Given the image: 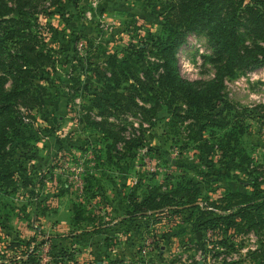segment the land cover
<instances>
[{
    "label": "rangeland",
    "instance_id": "374dc122",
    "mask_svg": "<svg viewBox=\"0 0 264 264\" xmlns=\"http://www.w3.org/2000/svg\"><path fill=\"white\" fill-rule=\"evenodd\" d=\"M176 1L33 0L0 22L7 84L5 67L24 41L4 37L5 28L29 23L47 57L29 79L39 93L5 125L0 264H264V229L239 233L228 252L219 245L227 233L194 226L226 215L221 198L250 192L252 172L263 176L264 61L253 57L264 55L253 46L264 39L239 27L244 59L225 77L211 123L161 83V42L183 26ZM11 5L0 0V12ZM209 33L201 24L174 50L180 75L197 87L223 59ZM113 64H133V79L120 75L126 96L101 110L93 102L113 83ZM131 83L136 91H125Z\"/></svg>",
    "mask_w": 264,
    "mask_h": 264
},
{
    "label": "trees",
    "instance_id": "16d2710c",
    "mask_svg": "<svg viewBox=\"0 0 264 264\" xmlns=\"http://www.w3.org/2000/svg\"><path fill=\"white\" fill-rule=\"evenodd\" d=\"M11 1L12 5L8 7L6 14L0 12V17H2L0 22L11 21L12 19L4 17L15 11H26L29 9L28 6L33 3V0ZM175 8H177L179 21L183 26L180 25L181 28H179L178 24H175L178 31L171 32L170 37L161 42L162 46L159 51V57L162 60L160 67L163 69L161 83L169 89L173 96L176 94L185 98L193 113L213 123L217 118L212 111L217 105L216 102L223 99L224 79L232 72L237 63L243 61L246 52V50L241 49L239 27L258 31V37L264 39V0H177ZM17 22L20 21L17 20ZM20 23L23 27H8L2 32L4 37L19 39L24 42L19 43L17 53L12 54L10 62L5 67L4 71L10 77V84H7V77L0 76V149L5 146V125L9 122L11 113L16 110L20 102L25 105L31 104L34 94L39 93L36 89L39 85H35L29 79L38 70L43 69L40 67L42 64L38 66L39 60L43 63L47 59L45 53L36 46L38 41L35 42L36 37L32 30H29L31 25L24 21ZM204 23L210 28L211 45L223 59L217 66L215 78L208 85L197 87L193 82L180 75L174 50L177 43L185 39L189 30ZM2 39L5 40L0 36V48L2 47ZM253 47H255L254 51L264 55V45L254 44ZM253 59L255 63L264 61V59L261 60L256 56ZM131 68H133V64L112 65L113 77L109 80L113 83H106L104 89L97 88L103 94L96 95L93 107L105 110L108 105L117 107L122 103L126 94L119 91L122 83L127 80H120L118 77L125 75L126 79H133L127 75V70ZM130 88L135 91L137 89L134 83L129 84L124 89L130 92ZM111 98L115 100H111ZM129 103L134 105L133 100H130ZM205 110L207 113L203 115ZM222 121L218 120V122ZM225 123H220V125L223 126ZM94 124L101 130L104 128L103 122H94ZM248 160L247 155L243 156V163H247ZM246 185L251 188L250 192L230 191L221 198L222 210L227 211L226 215H218V219L212 216L204 219L201 216L198 218L199 220L194 222L197 229L210 223L211 226L227 233L219 240V245L226 248L228 252L236 248L234 239L239 233L253 231L257 235H262L264 229V172L263 176L252 172L246 180ZM181 196L183 200L187 197L183 194ZM186 201L193 209L204 211L203 206L199 203L200 200L195 197L190 196ZM218 220L221 221L220 225L217 223Z\"/></svg>",
    "mask_w": 264,
    "mask_h": 264
}]
</instances>
